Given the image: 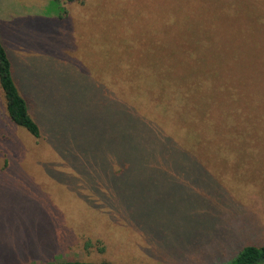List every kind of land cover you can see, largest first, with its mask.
I'll list each match as a JSON object with an SVG mask.
<instances>
[{
  "label": "rangeland",
  "instance_id": "obj_1",
  "mask_svg": "<svg viewBox=\"0 0 264 264\" xmlns=\"http://www.w3.org/2000/svg\"><path fill=\"white\" fill-rule=\"evenodd\" d=\"M52 1L0 0L48 135L0 87V264H230L264 245V0ZM189 73L213 92L186 95ZM227 91L218 116H260V142L201 140L186 112Z\"/></svg>",
  "mask_w": 264,
  "mask_h": 264
},
{
  "label": "trees",
  "instance_id": "obj_2",
  "mask_svg": "<svg viewBox=\"0 0 264 264\" xmlns=\"http://www.w3.org/2000/svg\"><path fill=\"white\" fill-rule=\"evenodd\" d=\"M70 1H78L83 3V0H70ZM55 4H60L59 0H53ZM51 2V3H52ZM65 10L64 7H60L59 10H56L57 16L61 17L62 12ZM201 69V71H206L204 67L194 68L191 73H198L197 70ZM191 73L184 74V77H190V80H184L188 82H183L185 84L191 83V86H187L184 89V93L186 95L191 96V94L195 91H198L202 95L205 94L204 91H207L208 94L212 93L213 90L209 86H206L205 83L200 82L199 79L201 77L199 75L193 76ZM213 75V74H212ZM181 85L180 82H176ZM194 84V85H193ZM171 86V85H170ZM0 87L3 93L6 109L10 119L18 126L24 127L32 136L38 139H46L48 135H43L45 132L44 129L41 128L39 123L35 119L34 113V98L33 95L30 94L25 95L22 94L19 86L14 77V65L12 58L6 49L3 41L0 37ZM173 88V86H171ZM175 90L180 89L179 87L174 85ZM234 94V92L227 91V94L222 95H210V99L205 97V102L211 109L216 110L214 114L208 113L209 108L206 105L207 109H201L199 111L205 112V118L202 114H196L194 112H186L188 116L195 117L197 124H200L201 127L210 128L207 132L203 129L198 130V135L200 136L203 142L212 141V143H244V142H260V116H255V121L250 119V116L244 115L243 111L237 113V116L232 114H228L230 119L228 121H224L218 113V108L222 109V106L229 105V110H233L235 108V102L230 96ZM223 96V97H222ZM213 99V100H212ZM211 102V103H210ZM193 111V110H190ZM228 111V108H227ZM211 114V117H210ZM196 124V125H197ZM200 127V128H201ZM256 128L259 130L258 134L256 132ZM46 133V132H45ZM211 140H207L206 137H210ZM264 134V133H263ZM44 136V137H43ZM264 136V135H263ZM220 143V144H223ZM41 264H120L117 262H102V261H86V260H59L51 263H41ZM230 264H264V245L256 246V245H247L244 247L239 255L230 263Z\"/></svg>",
  "mask_w": 264,
  "mask_h": 264
}]
</instances>
